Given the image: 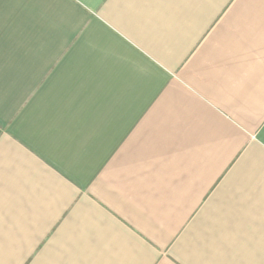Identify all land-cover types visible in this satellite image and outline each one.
<instances>
[{
    "label": "crops",
    "instance_id": "1",
    "mask_svg": "<svg viewBox=\"0 0 264 264\" xmlns=\"http://www.w3.org/2000/svg\"><path fill=\"white\" fill-rule=\"evenodd\" d=\"M0 264H264V0H0Z\"/></svg>",
    "mask_w": 264,
    "mask_h": 264
}]
</instances>
